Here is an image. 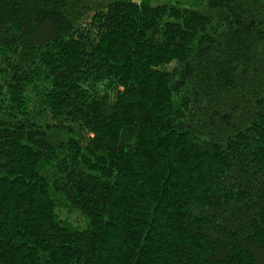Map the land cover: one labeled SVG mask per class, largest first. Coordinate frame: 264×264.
I'll return each mask as SVG.
<instances>
[{"label":"trees","instance_id":"obj_1","mask_svg":"<svg viewBox=\"0 0 264 264\" xmlns=\"http://www.w3.org/2000/svg\"><path fill=\"white\" fill-rule=\"evenodd\" d=\"M0 264H264V0H0Z\"/></svg>","mask_w":264,"mask_h":264},{"label":"rangeland","instance_id":"obj_2","mask_svg":"<svg viewBox=\"0 0 264 264\" xmlns=\"http://www.w3.org/2000/svg\"><path fill=\"white\" fill-rule=\"evenodd\" d=\"M59 213H60V218L61 219H67L69 217V216H67L66 210L65 211H60ZM69 220L72 221L73 223H76L75 226L76 225L77 226H79V225L83 226L85 224L84 219L82 217H80L79 214H76V213H72L71 217H69ZM76 221L78 222V224H77Z\"/></svg>","mask_w":264,"mask_h":264}]
</instances>
